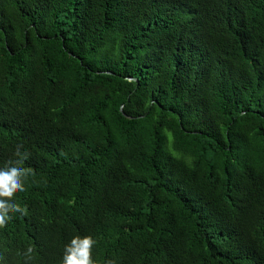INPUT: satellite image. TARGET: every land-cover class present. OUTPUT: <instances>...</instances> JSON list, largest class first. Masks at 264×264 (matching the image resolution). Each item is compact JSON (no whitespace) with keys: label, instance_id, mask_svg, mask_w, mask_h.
Wrapping results in <instances>:
<instances>
[{"label":"trees","instance_id":"16d2710c","mask_svg":"<svg viewBox=\"0 0 264 264\" xmlns=\"http://www.w3.org/2000/svg\"><path fill=\"white\" fill-rule=\"evenodd\" d=\"M18 145L0 264H264V0H0Z\"/></svg>","mask_w":264,"mask_h":264},{"label":"clouds","instance_id":"9594fccd","mask_svg":"<svg viewBox=\"0 0 264 264\" xmlns=\"http://www.w3.org/2000/svg\"><path fill=\"white\" fill-rule=\"evenodd\" d=\"M22 145L16 148L15 161L9 160L0 165V226L7 223L10 211L23 214L24 209L9 199L15 192L24 191L23 178L27 174L22 166L26 154H22ZM94 240L90 236H76L64 248L61 264H94L91 249ZM29 251H31L29 249Z\"/></svg>","mask_w":264,"mask_h":264}]
</instances>
